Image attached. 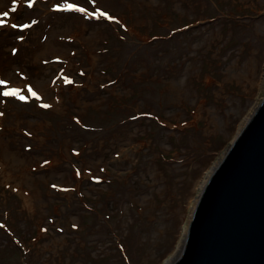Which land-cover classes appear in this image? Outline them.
I'll list each match as a JSON object with an SVG mask.
<instances>
[{"label": "rangeland", "instance_id": "obj_1", "mask_svg": "<svg viewBox=\"0 0 264 264\" xmlns=\"http://www.w3.org/2000/svg\"><path fill=\"white\" fill-rule=\"evenodd\" d=\"M63 2L0 0V79L40 95H0V264H171L264 96V0Z\"/></svg>", "mask_w": 264, "mask_h": 264}, {"label": "water", "instance_id": "obj_2", "mask_svg": "<svg viewBox=\"0 0 264 264\" xmlns=\"http://www.w3.org/2000/svg\"><path fill=\"white\" fill-rule=\"evenodd\" d=\"M171 264H264V96L202 188Z\"/></svg>", "mask_w": 264, "mask_h": 264}, {"label": "snow or ice", "instance_id": "obj_3", "mask_svg": "<svg viewBox=\"0 0 264 264\" xmlns=\"http://www.w3.org/2000/svg\"><path fill=\"white\" fill-rule=\"evenodd\" d=\"M97 0H88V3L95 6ZM13 5V10H15V5L17 4V0H11ZM27 3L31 6L33 0H27ZM53 8L57 11H64V12H79L85 14L86 16H90L92 18L99 19L100 17H104L108 20H115L116 17L114 15H110L108 11H104L99 7H95L94 10L90 11L88 7L82 6L80 3H73L69 2V0H64L63 3H57L53 5ZM9 12L3 11L0 12V16L7 17ZM2 23V21H0ZM16 27L17 25H13ZM19 27H27V25L20 24ZM22 38V37H21ZM13 51H16L13 49ZM23 76V73H21ZM67 80L68 78L65 77ZM25 90L31 97H35L37 100L40 99L39 93L34 89L31 83H24L23 87H17L13 84L11 80L8 79H0V95L4 97H15L21 101H28L29 96L25 95ZM44 107H48V105H43ZM75 227V225H73Z\"/></svg>", "mask_w": 264, "mask_h": 264}, {"label": "trees", "instance_id": "obj_4", "mask_svg": "<svg viewBox=\"0 0 264 264\" xmlns=\"http://www.w3.org/2000/svg\"><path fill=\"white\" fill-rule=\"evenodd\" d=\"M203 166V165H202ZM193 170V169H192ZM194 171V170H193ZM200 171V170H199Z\"/></svg>", "mask_w": 264, "mask_h": 264}]
</instances>
